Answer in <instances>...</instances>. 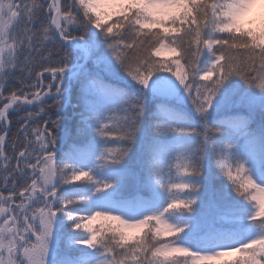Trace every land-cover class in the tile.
I'll return each instance as SVG.
<instances>
[{"label": "snow or ice", "instance_id": "1", "mask_svg": "<svg viewBox=\"0 0 264 264\" xmlns=\"http://www.w3.org/2000/svg\"><path fill=\"white\" fill-rule=\"evenodd\" d=\"M0 264H264V0H0Z\"/></svg>", "mask_w": 264, "mask_h": 264}, {"label": "trees", "instance_id": "2", "mask_svg": "<svg viewBox=\"0 0 264 264\" xmlns=\"http://www.w3.org/2000/svg\"><path fill=\"white\" fill-rule=\"evenodd\" d=\"M13 119H15V118H13ZM13 131H15V124L13 125Z\"/></svg>", "mask_w": 264, "mask_h": 264}]
</instances>
